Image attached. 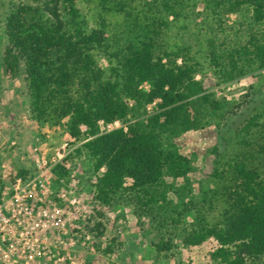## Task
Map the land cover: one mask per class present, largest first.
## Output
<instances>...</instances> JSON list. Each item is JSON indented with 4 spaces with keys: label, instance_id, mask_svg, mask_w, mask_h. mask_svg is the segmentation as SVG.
<instances>
[{
    "label": "rangeland",
    "instance_id": "obj_1",
    "mask_svg": "<svg viewBox=\"0 0 264 264\" xmlns=\"http://www.w3.org/2000/svg\"><path fill=\"white\" fill-rule=\"evenodd\" d=\"M120 1L123 13L113 6L105 13L99 0H73V14L64 0H0V133L6 132L22 176L32 174L30 158L36 153L45 152L50 160L64 149L53 177L90 205L94 227L88 232L94 243L82 246L80 241L63 264L239 263L250 229L264 222L259 208L264 202V118L251 132L245 128L254 114L264 117V64L247 49L252 41L264 46V18L256 20L251 7L236 8L225 0H218L214 14L202 0ZM49 7L57 10L60 24L46 13ZM21 9L75 44L76 32L93 34L98 44L81 49L91 63L90 75L118 85L113 101L128 109L136 107L119 86L120 77L132 55L144 60L147 72L134 87L143 106L137 119L175 109L179 123L173 135L162 137L163 151L183 160V178H161L152 185L129 178L107 203L98 199L92 161L79 151L92 131L86 125L73 129L72 114H60V99L43 102L38 112L23 64L14 72L3 66L8 19ZM175 67L185 69L180 83H172ZM72 83L68 98L77 100L82 86L77 78ZM135 121L129 113L124 122H99L95 134L126 131ZM230 130L236 134L225 144L223 135H232ZM241 165L254 178L247 187L233 169ZM244 264H264V250L247 256Z\"/></svg>",
    "mask_w": 264,
    "mask_h": 264
},
{
    "label": "trees",
    "instance_id": "obj_2",
    "mask_svg": "<svg viewBox=\"0 0 264 264\" xmlns=\"http://www.w3.org/2000/svg\"><path fill=\"white\" fill-rule=\"evenodd\" d=\"M202 1L211 13H216L218 0ZM225 1L235 2L236 8L251 7L256 20L264 18V0ZM99 4L105 13L111 6H113L111 9L117 8L119 13L125 11L120 0H99ZM64 5L70 13H76L73 0H64ZM46 13L57 24H60L55 7L46 8ZM58 30L44 29L34 22L29 11L18 10L8 19L6 31L8 46L3 58V66L10 72H14L18 69L20 62L23 64L27 79L34 90L33 105L37 111L43 102L53 104L54 99H60L62 103L60 114H72V128L86 125L92 131V139L86 142L79 151L86 152L92 161V171L97 175V185L94 190L98 199L107 203L110 194L119 191L123 182L129 178L137 184L144 185H152L159 182L161 178L173 181L183 178L185 176L182 167L183 160L165 154L163 151L162 137L166 134L173 135L179 123L175 109L149 116L145 120L137 119L138 112L143 110V106L138 101L140 94L134 90V87H137L135 80L140 74L143 71L147 72L145 66L143 67L144 60L137 55H132L129 63L126 64L127 70H123L122 77H120L123 85L119 86L124 88V94L136 107V110L128 109L123 103L113 101L118 85L102 83L90 75L91 63L86 55L83 56L81 49L87 52L90 47L96 46L98 42L95 36L93 34L82 35L78 31L74 37L78 38L79 44H75L70 36L68 38L59 36ZM251 43L247 44V49L253 50L257 54L259 63L264 64V46L257 42L255 45ZM184 70L175 67L176 77L172 78V83L181 82L185 76ZM75 78L79 80L82 88L81 92L79 93L78 90L77 93L79 99L72 100L68 98V95ZM66 99L68 100L64 101ZM129 113H132L136 121L129 125L126 131L95 134L97 123L124 122ZM262 118L264 117L261 113L254 114L245 122L246 130L251 132L257 127L256 121H261ZM228 134L229 132H226L223 135L222 141L225 144L229 138L235 136L236 131L234 130L232 135L226 137ZM102 169L105 171L99 176ZM233 169H235L236 176L240 180L243 179L244 187L254 181L253 177L244 173L242 165L233 167ZM254 194V191H250V195L254 196L257 202L262 201ZM161 200H165V195ZM259 206L260 210H264V202H260ZM242 248L247 249L246 257L262 254L264 222H258L250 229L246 236V246ZM241 252L238 253L239 263L234 264H244L246 257L242 256Z\"/></svg>",
    "mask_w": 264,
    "mask_h": 264
},
{
    "label": "built area",
    "instance_id": "obj_3",
    "mask_svg": "<svg viewBox=\"0 0 264 264\" xmlns=\"http://www.w3.org/2000/svg\"><path fill=\"white\" fill-rule=\"evenodd\" d=\"M4 134L0 133V264H63L80 241L82 246L94 243L88 232L94 227L90 205L53 177L66 156L64 149L50 160L45 152L36 153L30 158L32 174L22 176Z\"/></svg>",
    "mask_w": 264,
    "mask_h": 264
}]
</instances>
